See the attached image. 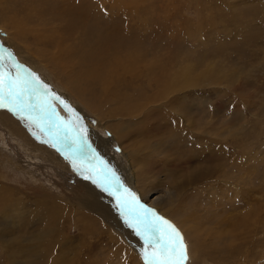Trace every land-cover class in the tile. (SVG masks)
I'll use <instances>...</instances> for the list:
<instances>
[{
    "label": "rangeland",
    "instance_id": "obj_1",
    "mask_svg": "<svg viewBox=\"0 0 264 264\" xmlns=\"http://www.w3.org/2000/svg\"><path fill=\"white\" fill-rule=\"evenodd\" d=\"M0 32V54L74 107L99 158L179 229L187 264H264V0H3ZM92 57L113 76H87ZM181 72L175 90L143 104ZM75 76L84 95L114 88L115 101L140 104L138 115L99 121ZM32 129L0 109V264H142L115 197ZM89 192L97 206H80ZM92 220L99 233L82 235ZM231 227L236 236L219 235Z\"/></svg>",
    "mask_w": 264,
    "mask_h": 264
},
{
    "label": "snow or ice",
    "instance_id": "obj_2",
    "mask_svg": "<svg viewBox=\"0 0 264 264\" xmlns=\"http://www.w3.org/2000/svg\"><path fill=\"white\" fill-rule=\"evenodd\" d=\"M67 113L61 116L56 105ZM0 109L21 120L42 143L50 144L86 179L115 197L128 227L142 242V264H187L188 248L177 227L140 202L98 156L89 143L84 118L39 75L20 64L8 50L0 54ZM95 161V163H93ZM101 166V167H98Z\"/></svg>",
    "mask_w": 264,
    "mask_h": 264
},
{
    "label": "bare ground",
    "instance_id": "obj_3",
    "mask_svg": "<svg viewBox=\"0 0 264 264\" xmlns=\"http://www.w3.org/2000/svg\"><path fill=\"white\" fill-rule=\"evenodd\" d=\"M2 2L3 0H0V7H2ZM13 24L18 27L19 26V22L17 20H15L13 22ZM2 32V31H1ZM0 32V36H5L3 33ZM6 37V36H5ZM50 60V59H49ZM52 64L56 65L55 60H50ZM99 63V60L97 58L92 57L88 62H86L85 64L88 65L86 66L84 72L87 76H91V77H95V78H109L111 76H113L112 70L115 68H97V64ZM119 64L117 66H121L122 70H125V68H129L128 70H130V65L127 62H118ZM120 69V68H119ZM186 74V72H181L177 75H175L173 78H171V82L169 81V79H165L162 84H160V80L155 79L156 83H159L160 86H158V88L154 91V93L152 94V97L147 96L148 98H146V100H142L143 104L147 103V102H154L157 101L159 99L162 98V95L164 93L165 90H175V86H176V81H178L179 79H181L182 77H184ZM188 78V76H187ZM73 80L76 81V86L74 91L75 94L78 95V97L82 100V102L85 104V107H88L89 109L93 110L95 113H97V117L99 119V121L101 122H105V123H109L110 119H114V120H118L120 119H130L133 117V114L135 113L136 116L138 115V113H136L137 111H140V104H138V102H126L123 104H120L119 102L115 101L113 96L114 93L111 92V89L108 92V95L104 96V97H98L95 99V97L90 94L88 96L84 95L88 90L85 86H81L79 84V82L77 80H81L80 77L75 76L72 78ZM161 88V91L158 92V89ZM163 88V89H162ZM114 89V88H113ZM112 89V91H113ZM164 90V91H163ZM126 92V91H125ZM131 93V92H130ZM117 94V93H116ZM122 95V94H121ZM124 95H126L124 93ZM175 98V95L170 96L167 100H171V98ZM117 99V98H116ZM131 100V99H130ZM175 105L176 103L173 102ZM166 104V101H165ZM159 105L155 104L153 107H158ZM173 106V105H172ZM175 107V106H173ZM132 116V117H131ZM124 117V118H123ZM180 117L182 118V120L184 121V125L186 126H190V122L188 119L183 118V115L181 114ZM9 119V118H8ZM13 119V118H12ZM186 120V121H185ZM15 121V120H14ZM13 121V122H14ZM6 122L9 125L11 124V121L6 120ZM12 122V123H13ZM17 122V121H15ZM27 123V122H26ZM16 124V123H15ZM110 124V123H109ZM115 123L113 122L111 124V126L114 128L115 130V135L118 137H121L122 140H126V138L124 137V132H122L121 130H119L115 125ZM20 125V124H19ZM149 126V125H148ZM19 127V126H18ZM109 128V127H108ZM18 130V129H17ZM22 130V129H21ZM33 130V129H32ZM19 131V130H18ZM18 131H15V134L19 133ZM25 131V130H24ZM208 135L211 134L210 131L207 132ZM21 136H25L22 132H20ZM113 139V138H112ZM111 141V140H110ZM102 142H107V140H104ZM123 142V141H122ZM128 145V144H127ZM104 150V149H103ZM125 152V151H124ZM128 152V151H127ZM125 156V155H124ZM130 186V185H129ZM138 188V187H137ZM139 192V191H138ZM140 194V193H139ZM99 197V196H98ZM95 199V192H89L88 196L85 197V199L79 200V205L80 206H97V202ZM139 199V198H138ZM103 201V200H102ZM53 202H51L52 204ZM50 205V204H49ZM53 205H55V203H53ZM102 205V204H101ZM100 205V206H101ZM107 205V204H106ZM154 205V204H153ZM152 205V206H153ZM59 206V205H58ZM85 206V207H86ZM156 207V206H155ZM50 208V207H49ZM90 208V207H89ZM98 208V207H97ZM102 208V207H100ZM51 209V208H50ZM59 209V208H58ZM93 209V207H92ZM53 210V209H52ZM55 210V209H54ZM101 210V209H99ZM105 211V210H103ZM58 213V212H57ZM92 213V212H91ZM95 214V213H94ZM100 214V213H99ZM112 216V215H111ZM108 217V216H107ZM110 223H112L110 220H107ZM95 227V222L94 220L91 221V223L89 224V226L85 229L82 230V235H87V234H91V235H97L99 232H96L94 230ZM123 229H125V233L134 235V238L139 242V245L142 247V242L139 240V238L133 233V229H128L126 228V226H122ZM197 229L199 230L198 227H194L191 232L193 234H198L197 233ZM114 230V229H113ZM120 231V230H119ZM187 232V231H186ZM187 236L191 239V248H195L197 246H199L200 244L198 242H196L192 237H190V234L187 232L186 233ZM227 234L228 238L231 239L232 237L236 236V232H234L233 227H231L228 230L225 231H221L219 232V235H221V237L223 238L224 235ZM218 235V236H219ZM110 236V235H109ZM126 236V235H125ZM187 237V238H188ZM127 238V237H126ZM186 239V238H185ZM220 239V238H219ZM221 240V239H220ZM225 240V239H224ZM126 241V240H125ZM216 241V240H214ZM123 242V241H122ZM124 243V242H123ZM131 243V242H130ZM215 243V242H214ZM212 244V243H211ZM125 245V244H124ZM212 246V245H211ZM126 247V245H125ZM189 247V246H188ZM225 246H222L220 248V251L223 252ZM137 248V252H139L140 247H136ZM130 250V249H129ZM131 251V250H130ZM134 251V250H133ZM212 251V250H209ZM225 252H230L229 248H227L226 246V251ZM128 254V253H127ZM134 254V253H133ZM235 254V253H234ZM123 256H125L126 258L128 257L126 254H122ZM231 255V254H230ZM239 255V253H238ZM140 258V257H139Z\"/></svg>",
    "mask_w": 264,
    "mask_h": 264
}]
</instances>
